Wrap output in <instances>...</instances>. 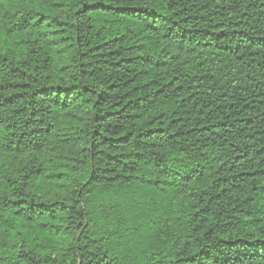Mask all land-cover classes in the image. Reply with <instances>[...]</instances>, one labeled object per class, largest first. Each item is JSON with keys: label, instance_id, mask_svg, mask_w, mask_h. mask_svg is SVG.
I'll use <instances>...</instances> for the list:
<instances>
[{"label": "trees", "instance_id": "1", "mask_svg": "<svg viewBox=\"0 0 264 264\" xmlns=\"http://www.w3.org/2000/svg\"><path fill=\"white\" fill-rule=\"evenodd\" d=\"M0 264H264V0H0Z\"/></svg>", "mask_w": 264, "mask_h": 264}]
</instances>
